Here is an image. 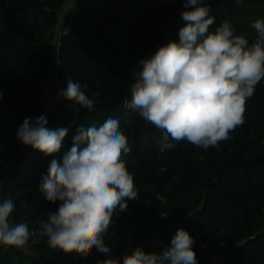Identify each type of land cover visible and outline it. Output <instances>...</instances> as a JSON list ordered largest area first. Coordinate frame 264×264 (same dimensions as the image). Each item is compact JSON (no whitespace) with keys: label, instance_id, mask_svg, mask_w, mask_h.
I'll use <instances>...</instances> for the list:
<instances>
[{"label":"trees","instance_id":"1","mask_svg":"<svg viewBox=\"0 0 264 264\" xmlns=\"http://www.w3.org/2000/svg\"><path fill=\"white\" fill-rule=\"evenodd\" d=\"M73 0H0V202L12 198L14 223L38 229L55 212L39 184L52 159L72 147L77 127L99 126L121 118L131 151L121 158L133 175L139 199L117 211L104 241L122 261L136 246L162 252L180 228L193 237L198 264H264V79L246 101L244 123L230 139L203 149L187 141L161 149L162 133L139 113L123 119L131 98L134 73L141 61L170 41H179L184 0H96L79 11L72 32L61 39L59 79L81 85L96 101L89 111L63 97L47 127H66L61 149L46 156L16 139L25 118L44 113L42 91L63 15ZM68 6V7H67ZM214 31L229 21L249 45L256 39L253 22L264 19V0H207ZM87 85V88L83 86ZM93 93H99L94 96ZM166 212L167 216H161ZM29 253L0 246V264H99L104 254L65 253L39 234Z\"/></svg>","mask_w":264,"mask_h":264},{"label":"clouds","instance_id":"2","mask_svg":"<svg viewBox=\"0 0 264 264\" xmlns=\"http://www.w3.org/2000/svg\"><path fill=\"white\" fill-rule=\"evenodd\" d=\"M184 8L191 10L182 13L186 26L179 31V41L160 46L141 61L131 98L123 103L125 121L138 112L161 131L162 150L175 149L183 141L206 150L230 139V133L244 123L246 101L264 79V19L253 22L257 36L249 45L229 21L209 31L214 17L207 0H184ZM60 94L94 110L96 101L77 82L68 80ZM47 123L44 115L25 118L16 139L46 156L57 153L69 129H49ZM120 124V117H109L99 126L77 127L62 162L51 160L39 191L46 201L60 203L39 221L38 229L30 231L27 223L13 222L12 198L0 202V246L24 250L30 238L39 234L47 237L49 247L65 253L104 254L99 264H198L193 237L183 228L162 252L147 253L136 246L122 261L111 256L104 234L112 217L126 211L128 201L139 199L134 177L121 158L131 149Z\"/></svg>","mask_w":264,"mask_h":264},{"label":"built area","instance_id":"3","mask_svg":"<svg viewBox=\"0 0 264 264\" xmlns=\"http://www.w3.org/2000/svg\"><path fill=\"white\" fill-rule=\"evenodd\" d=\"M96 0H73L69 7L67 8V14L63 17V22L58 29L57 39L54 43V48L51 56V64L48 75L47 83L45 84L42 91V104L44 106L43 115L48 119L51 113L58 107L63 104V96L60 94L62 91V86L59 79V69H60V59H59V50L61 46V39L64 36L69 35L73 30V24L79 14V11L87 8ZM47 126V125H46ZM9 248V247H7ZM21 252L29 253V247L21 250ZM224 254L219 255L217 258L210 257V264H215L218 258H222Z\"/></svg>","mask_w":264,"mask_h":264},{"label":"rangeland","instance_id":"4","mask_svg":"<svg viewBox=\"0 0 264 264\" xmlns=\"http://www.w3.org/2000/svg\"><path fill=\"white\" fill-rule=\"evenodd\" d=\"M67 7H68V6H67ZM67 13H68V12H67V9H65L63 15L61 14V16L64 17Z\"/></svg>","mask_w":264,"mask_h":264}]
</instances>
